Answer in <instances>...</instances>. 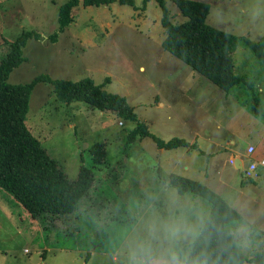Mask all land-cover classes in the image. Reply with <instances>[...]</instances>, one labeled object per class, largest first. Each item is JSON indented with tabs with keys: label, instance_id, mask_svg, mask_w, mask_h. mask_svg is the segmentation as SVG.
<instances>
[{
	"label": "rangeland",
	"instance_id": "obj_1",
	"mask_svg": "<svg viewBox=\"0 0 264 264\" xmlns=\"http://www.w3.org/2000/svg\"><path fill=\"white\" fill-rule=\"evenodd\" d=\"M66 1L0 0V59L9 50L8 42L23 31L40 34L26 40L24 59L12 69L8 82H29L39 74L72 81L90 77L107 92L125 97L137 121L101 111L85 101H59L49 83L35 84L25 122L66 177L77 179L82 159L91 165L89 149L97 143H104L107 157L96 167L95 183L75 211L54 221L44 216L49 221L45 225L31 219L0 188V264H125L127 240L138 226L149 195H158V206L163 207L168 193L177 192L171 185L168 191L160 185L159 176L171 170L184 175L183 165L191 164L196 155L192 148L183 157V148L160 155L150 137L137 139L125 150L128 132L142 122L164 140L176 132L173 125L177 123L167 120L168 116L189 126L197 102L202 99L205 107L214 106L210 102L213 92L223 91L163 47L166 32L160 23L162 10L155 1L136 11L117 2L84 7L81 0L72 10L73 22L49 42L47 36L57 27V9ZM133 1L142 6V0ZM192 1L209 5L206 23L236 37L230 53L233 74L243 76L244 82L228 90L229 97L246 102L258 96L262 109L258 117L264 120V64L241 40L244 36L257 41L264 35V0ZM166 4L173 22L186 19L174 2L166 0ZM247 125L245 120L244 127ZM202 161L200 158V167ZM223 176L228 187L219 196L227 203L232 202L236 184L250 182L229 165ZM179 196L199 199L210 208L208 201L191 193ZM263 211L251 212L260 223H264Z\"/></svg>",
	"mask_w": 264,
	"mask_h": 264
},
{
	"label": "trees",
	"instance_id": "obj_2",
	"mask_svg": "<svg viewBox=\"0 0 264 264\" xmlns=\"http://www.w3.org/2000/svg\"><path fill=\"white\" fill-rule=\"evenodd\" d=\"M81 0H67L57 9V27L47 36L49 42L57 39L58 33L73 22L72 10ZM152 0H142L137 7L133 0H82V5L103 6L113 3L124 4L133 10H145ZM162 10V23L166 36L163 47L177 58L191 66L208 80L223 90L244 82L243 76L233 74L231 50L236 37L231 33L215 28L206 23L209 5L201 1L171 0L186 16L182 22H173L166 0H153ZM34 30L23 31L12 42H8L9 50L0 59V188L11 195L31 219H39L42 225L49 217L54 221L75 211L80 199L89 192L96 180V167L105 162L107 154L104 143H97L89 149L91 165L83 162L77 179L70 180L63 170L57 166L40 143L32 135L25 119L29 107V99L37 82H47L52 86L56 98L62 102L72 100L85 101L101 111L110 110L122 119L137 121V115L127 103L125 97L107 92L103 85L94 79L84 77L76 81L67 79H51L39 74L29 82L9 83L8 76L13 68L23 61V48L26 40L39 38ZM248 48L264 64V35L257 41L241 38ZM247 108L254 115L262 114L258 96L246 101ZM150 137L158 149L171 150L189 145L177 138L164 141L151 133L146 124L137 122L126 137L124 149ZM170 185L179 195L191 193L210 203L213 212L224 214L229 211L221 197L205 185L172 174ZM232 215H236L233 211ZM257 264L260 258L257 257Z\"/></svg>",
	"mask_w": 264,
	"mask_h": 264
},
{
	"label": "clouds",
	"instance_id": "obj_3",
	"mask_svg": "<svg viewBox=\"0 0 264 264\" xmlns=\"http://www.w3.org/2000/svg\"><path fill=\"white\" fill-rule=\"evenodd\" d=\"M149 195L126 243L125 264H264V225L228 202L213 212L199 199L168 193L163 207ZM236 215H232V212Z\"/></svg>",
	"mask_w": 264,
	"mask_h": 264
},
{
	"label": "crops",
	"instance_id": "obj_4",
	"mask_svg": "<svg viewBox=\"0 0 264 264\" xmlns=\"http://www.w3.org/2000/svg\"><path fill=\"white\" fill-rule=\"evenodd\" d=\"M213 94L214 97L210 102L214 106L207 104L205 107L204 101L200 99L197 102H200L197 104V111L191 115L192 121L189 126L176 116L173 119L167 117V120H173L178 125H173L176 127L174 130L176 132L170 137H164V141L173 138L182 139L189 146L178 147L184 149L181 157L185 156L191 148L196 150V155L192 158L191 164H184L181 169L185 171V174L189 173L193 177L182 173L177 174V171L174 173L171 170L165 176H159L160 185L166 187L168 191L169 177L174 174L199 182L220 195L221 190L228 187L227 180L223 176L228 165L232 167V170L237 171L240 177V172L234 168V165L241 168V171L250 163H255L258 178L248 180L250 182L247 186L236 184L232 203L244 210L247 207L250 212L262 211L264 210V120L250 112L245 101L230 98L228 91L223 90L221 93L219 91ZM193 96L194 94L188 99L192 100ZM216 104H218L217 107ZM163 105L164 103H160V106ZM167 120L165 122H168ZM245 120L249 125L244 127ZM250 146L254 148V151L247 154L246 149ZM156 149L160 155L166 151ZM171 150H177V148ZM181 157L173 161L178 162ZM200 158L203 159L201 167L199 166ZM241 199L245 202L244 200L241 202ZM223 201L228 204L225 200ZM263 219L264 217L261 222H264ZM261 224L264 225V223Z\"/></svg>",
	"mask_w": 264,
	"mask_h": 264
},
{
	"label": "built area",
	"instance_id": "obj_5",
	"mask_svg": "<svg viewBox=\"0 0 264 264\" xmlns=\"http://www.w3.org/2000/svg\"><path fill=\"white\" fill-rule=\"evenodd\" d=\"M119 124H122L120 121ZM254 148L252 146L246 149L247 154L253 153ZM240 177L243 180H255L258 178V173L256 172V164L250 163L246 168L240 171Z\"/></svg>",
	"mask_w": 264,
	"mask_h": 264
},
{
	"label": "water",
	"instance_id": "obj_6",
	"mask_svg": "<svg viewBox=\"0 0 264 264\" xmlns=\"http://www.w3.org/2000/svg\"><path fill=\"white\" fill-rule=\"evenodd\" d=\"M234 168L240 172V169H241V168H238V167L235 166V165H234Z\"/></svg>",
	"mask_w": 264,
	"mask_h": 264
}]
</instances>
